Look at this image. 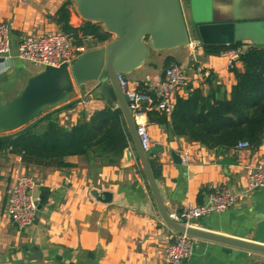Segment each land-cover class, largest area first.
<instances>
[{
  "label": "crops",
  "instance_id": "crops-1",
  "mask_svg": "<svg viewBox=\"0 0 264 264\" xmlns=\"http://www.w3.org/2000/svg\"><path fill=\"white\" fill-rule=\"evenodd\" d=\"M63 1L0 0V23L8 25L11 41L15 42L24 36L58 30L53 17ZM212 1L219 13H233L237 7L243 17H264V0ZM180 3L182 6L184 0ZM70 10V23L78 26L84 19ZM115 39L111 34L109 40L87 46L77 54L68 69L73 90L45 107L29 125L54 113L59 124L69 128L95 111L117 107L112 89L109 98L97 87ZM190 41L194 39L189 36ZM167 58L180 64L186 73L187 85L180 97L200 89L212 96L211 101L229 98L235 78L220 53H207L199 47L193 50L187 44L157 47L150 35L143 36L140 45L118 60V73L131 86H143L145 90H141L155 99ZM28 63L18 56L0 59L2 107L14 109L29 79L45 68L31 62L37 66L31 69ZM234 65L241 68L239 61ZM145 122L151 144L148 156L167 212L207 203L212 190L226 187L237 196L235 205L207 214L193 226L264 245V188L246 190V167L264 164V134L258 145L248 148L209 149L176 135L169 116L160 122L146 113ZM21 128L0 130V137L12 136ZM184 152L187 161L182 160ZM65 160L72 166H38L23 163L21 156L9 148L0 152V264H167L166 249L176 232L163 223L131 142L120 156L91 153ZM17 167L33 179L37 199L35 220L23 229L6 215L7 189ZM43 187L49 195L41 204ZM93 192H109L110 202L98 200ZM36 251L40 252L38 259H31ZM263 259L264 255L258 253L196 239L190 264H255Z\"/></svg>",
  "mask_w": 264,
  "mask_h": 264
},
{
  "label": "trees",
  "instance_id": "trees-1",
  "mask_svg": "<svg viewBox=\"0 0 264 264\" xmlns=\"http://www.w3.org/2000/svg\"><path fill=\"white\" fill-rule=\"evenodd\" d=\"M72 0H64L53 20L58 30L69 35L74 46L95 45L110 39L111 33L96 22L83 20L78 26L70 23ZM244 45L232 44L220 49L204 51L219 54L228 48L240 49ZM238 61L241 68L229 66L235 82L229 98L215 99L194 89L187 97L176 98L170 122L176 135L197 141L209 149L235 148L240 141L258 145L264 134V48L248 45L240 49ZM172 63L167 58L164 68ZM140 89L145 90L143 86ZM150 119L164 121L166 116L157 111H147ZM131 142L119 107L107 106L93 112L78 124L64 128L54 113L36 120L29 127L12 136L0 137V152L9 148L19 154L25 164L72 166L69 156L91 153H110L120 156ZM151 167L153 166L150 160ZM153 170V167H152ZM49 190L41 189L40 203L47 201Z\"/></svg>",
  "mask_w": 264,
  "mask_h": 264
},
{
  "label": "water",
  "instance_id": "water-1",
  "mask_svg": "<svg viewBox=\"0 0 264 264\" xmlns=\"http://www.w3.org/2000/svg\"><path fill=\"white\" fill-rule=\"evenodd\" d=\"M191 0H184L189 3ZM79 15L87 21L100 23L106 31L116 35L105 61V72L97 87L109 96L111 88L117 107L128 130L131 144L139 160L149 190L163 223L177 233L212 242L222 243L236 249L264 255V245L227 237L194 226H185L171 219L167 212L162 193L154 177L149 156L143 151L136 131L132 113L118 83V60L130 48L141 44L143 36L150 35L156 46L187 44L189 36L199 48L220 49L224 46L252 45L264 48V17H243L236 10L221 12L204 6L203 0L198 6L192 5L190 12L195 17L187 27L180 0H76ZM206 9H205V8ZM222 15V16H221ZM260 36V37H259ZM16 42L11 41L10 56H17ZM3 60V59H1ZM76 59L74 58L70 64ZM58 67L45 66L44 70L29 79L27 86L14 109L0 105V130L27 128L29 123L39 116L41 111L73 90L69 65ZM101 87V88H100ZM93 195L103 202H110L111 194L103 192ZM39 251L31 257L38 259Z\"/></svg>",
  "mask_w": 264,
  "mask_h": 264
},
{
  "label": "built area",
  "instance_id": "built-area-1",
  "mask_svg": "<svg viewBox=\"0 0 264 264\" xmlns=\"http://www.w3.org/2000/svg\"><path fill=\"white\" fill-rule=\"evenodd\" d=\"M189 48L196 49L195 41L188 43ZM17 56L23 60L42 66L58 67L70 62L79 53L86 50L85 45L74 46L69 35L59 31L50 30L38 36H24L16 42ZM11 37L10 28L5 23H0V59L10 57ZM240 49L228 48L220 51V55L227 59L231 66L238 61ZM118 83L126 98L136 125L137 135L143 151L149 155L151 152L150 136L145 122L148 110L155 109L165 116L172 113L176 98L180 96L187 85V76L178 63H171L164 68L163 76L156 87L155 99L136 86H131L122 74H117ZM248 141H240L236 148L250 147ZM182 160L187 161L184 152ZM33 179L22 171L20 167L14 169V179L7 189V217L19 229L28 227L33 223L37 214V199L33 195ZM264 188V164L246 167V190ZM237 196L226 187L212 190L208 195V202L194 206H184L180 211L170 213L172 220L185 226H193L199 218L212 212H223L234 206ZM196 238L186 233H177L174 240L167 246V264H190V256ZM255 264H264L258 260Z\"/></svg>",
  "mask_w": 264,
  "mask_h": 264
},
{
  "label": "rangeland",
  "instance_id": "rangeland-1",
  "mask_svg": "<svg viewBox=\"0 0 264 264\" xmlns=\"http://www.w3.org/2000/svg\"><path fill=\"white\" fill-rule=\"evenodd\" d=\"M183 1V0H182ZM203 3H204V6H210V8L212 9V10H214L215 8H214V3H213V1L212 0H203ZM196 5V6H198L199 4H201V0H191V2H189V3H183L182 4V11H183V14H184V20H185V23H186V25H187V27H189L190 26V24L194 21V20H196V18L195 17H192V15H191V12H190V8H191V6L192 5ZM71 8L73 9V11L77 14V15H79V11H78V8H77V3H76V0H72V5H71ZM205 8V7H204ZM206 9V8H205ZM260 37V36H259ZM263 37V39H264V36H262ZM29 62V61H28ZM31 62H29L28 63V67H30L31 69L32 68H35V67H37V66H39V67H42V66H40V65H37V66H33L32 64H30Z\"/></svg>",
  "mask_w": 264,
  "mask_h": 264
}]
</instances>
